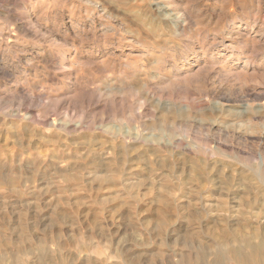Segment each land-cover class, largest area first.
Segmentation results:
<instances>
[{
    "label": "rangeland",
    "instance_id": "1",
    "mask_svg": "<svg viewBox=\"0 0 264 264\" xmlns=\"http://www.w3.org/2000/svg\"><path fill=\"white\" fill-rule=\"evenodd\" d=\"M246 240L264 0H0V264H217Z\"/></svg>",
    "mask_w": 264,
    "mask_h": 264
},
{
    "label": "bare ground",
    "instance_id": "2",
    "mask_svg": "<svg viewBox=\"0 0 264 264\" xmlns=\"http://www.w3.org/2000/svg\"><path fill=\"white\" fill-rule=\"evenodd\" d=\"M244 239V238H243ZM217 264H264V240L244 241V245L230 246L215 253ZM193 264H208L205 255L201 254Z\"/></svg>",
    "mask_w": 264,
    "mask_h": 264
}]
</instances>
